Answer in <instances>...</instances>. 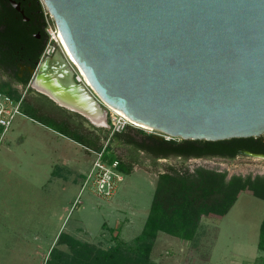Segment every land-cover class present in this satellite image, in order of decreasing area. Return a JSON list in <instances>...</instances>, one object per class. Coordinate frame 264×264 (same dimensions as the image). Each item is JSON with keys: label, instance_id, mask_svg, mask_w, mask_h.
<instances>
[{"label": "water", "instance_id": "water-1", "mask_svg": "<svg viewBox=\"0 0 264 264\" xmlns=\"http://www.w3.org/2000/svg\"><path fill=\"white\" fill-rule=\"evenodd\" d=\"M43 2L66 46L28 85L59 106L100 128L111 106L176 139L264 134V0Z\"/></svg>", "mask_w": 264, "mask_h": 264}, {"label": "rangeland", "instance_id": "rangeland-1", "mask_svg": "<svg viewBox=\"0 0 264 264\" xmlns=\"http://www.w3.org/2000/svg\"><path fill=\"white\" fill-rule=\"evenodd\" d=\"M48 18L55 25L51 15ZM0 78L4 79L1 72ZM27 97L36 102L34 92ZM44 111L70 121L73 127L100 128L77 112L73 115L76 119L70 118L55 105L48 104ZM114 114L108 109L110 128L103 127L111 133ZM61 129L52 119L24 112L6 132L0 126V264H45L63 231L103 247H109L116 234L135 243L147 219L159 172L171 165L181 170L204 167L225 171L228 178L234 174L264 175V158L259 156L155 158L132 145L115 142V154L133 160L134 168L124 174L113 194L103 197L92 182L85 183L95 153ZM104 142L107 144L108 138ZM263 219L264 199L244 190L227 213L203 216L192 240L160 232L159 242L166 238L165 246L158 242L153 259L164 264H264V251L258 247Z\"/></svg>", "mask_w": 264, "mask_h": 264}, {"label": "trees", "instance_id": "trees-1", "mask_svg": "<svg viewBox=\"0 0 264 264\" xmlns=\"http://www.w3.org/2000/svg\"><path fill=\"white\" fill-rule=\"evenodd\" d=\"M34 1L38 3L45 21L47 8L43 0ZM0 3V72L3 76L7 57L10 53L23 51L22 46L30 43L32 36L25 33L23 19L15 8L7 0H0ZM43 50L44 45L41 44L36 53L37 61L40 60ZM29 80L28 78L24 83L28 84ZM0 91L16 99L21 96L10 82L2 78ZM21 109L28 115L36 114L52 119L62 128L60 132L85 147L95 151L104 150V159L109 163L117 160V168L124 174L133 171L134 163L133 160L125 161L115 154L113 149L115 142L132 145L155 158H167L171 155L183 158L206 156L234 158L243 150L264 152V134L223 140L167 139L132 126L113 133L110 129L87 130L73 127L68 120H58L48 115L28 97L22 101ZM104 138H108L107 144ZM244 190H250L264 199V175L253 177L234 174L228 178L225 171L204 167H198L193 171L181 170L171 165L169 169L159 172L147 219L142 232L135 237V243L124 241L116 234L111 238L112 244L103 247L63 231L57 239V245L50 250L45 264H156L151 255L160 232L182 240H192L198 232L203 216L227 213ZM59 245H66L68 249L60 248ZM258 247L264 251V219L260 227Z\"/></svg>", "mask_w": 264, "mask_h": 264}, {"label": "flooded vegetation", "instance_id": "flooded-vegetation-1", "mask_svg": "<svg viewBox=\"0 0 264 264\" xmlns=\"http://www.w3.org/2000/svg\"><path fill=\"white\" fill-rule=\"evenodd\" d=\"M7 1L15 8L17 13L21 15L25 25V33L28 36L31 35L32 37L30 36V43L25 46H22L23 51L21 50L16 51L15 53H10L9 57H7V61L5 63L6 65L4 67L6 69L3 73V78L10 82V84L19 91L21 95L20 98L23 97V100L27 97V95H31L34 92V96L36 97V102H34V105L39 106L42 110H45L48 104L51 105V107H54L55 105V107L61 110L62 112L70 114V118L76 119L73 116L76 112L59 106L45 94H42L36 90H31L32 88H30L28 85L29 82L28 84L24 83L28 78L31 79L32 70L36 67L38 63V61L35 59L38 47L41 44L44 45V50L42 52L43 56V53L47 45L49 44V37L47 34V22L45 23L46 20L44 21V19L42 18L38 3L34 0ZM14 3L18 4L19 9L14 5ZM42 56L40 60L42 59ZM240 154H253L252 156H254L264 155V152L243 150Z\"/></svg>", "mask_w": 264, "mask_h": 264}, {"label": "built area", "instance_id": "built-area-1", "mask_svg": "<svg viewBox=\"0 0 264 264\" xmlns=\"http://www.w3.org/2000/svg\"><path fill=\"white\" fill-rule=\"evenodd\" d=\"M48 15H51L48 10H45L46 22H47V32L49 34V44L47 45L43 56L52 54L55 51L56 43L60 44L59 33L56 24L53 25L48 18ZM52 17V16H51ZM53 19V17L51 18ZM53 21V20H52ZM54 42L53 46L51 45ZM61 45V44H60ZM73 65V64H72ZM75 79L78 82L85 84L88 88L91 89L89 81L86 79L85 75L82 73L81 69L77 66H74ZM92 90V89H91ZM93 91V90H92ZM94 93V92H93ZM95 94V93H94ZM96 96V95H95ZM22 100L23 97L16 99L12 95L0 91V126L4 128V132H6L10 126L12 125L15 117L18 114H22ZM111 110V108L109 107ZM113 115V131H121L127 126L139 127L153 134L162 135L163 137L170 139L172 138L169 135L163 134L155 129L149 130L147 128L141 127L133 122H131L127 117L115 112ZM90 151H93L96 155L95 160L93 161V165L91 169L86 173V185L89 182H92L96 193L100 194L103 197H108L117 188L119 182L124 180V173L121 172L117 166L118 161H114L113 163H109L104 159V150L95 151L88 148ZM85 185V186H86ZM84 186V187H85Z\"/></svg>", "mask_w": 264, "mask_h": 264}, {"label": "bare ground", "instance_id": "bare-ground-1", "mask_svg": "<svg viewBox=\"0 0 264 264\" xmlns=\"http://www.w3.org/2000/svg\"><path fill=\"white\" fill-rule=\"evenodd\" d=\"M59 40H60V44H61V46L63 45L62 47H65L66 44H65V41H64L63 36H62L61 33H59ZM68 58H69L74 64L78 65V63L76 62V60L70 55L69 52H68ZM78 66H79V65H78ZM80 69H81V68H80ZM81 71H82V73L85 75V73L83 72L82 69H81ZM86 79H87V78H86ZM89 83H90V82H89ZM110 108H111V110H113V111H115V112H117V113L123 115L124 117H127L131 122H133V123H135V124H137V125H139V126H141V127L147 128V129H149V130H152V129H153V128H151V127L145 125V124H141V123H138V122L133 121V120L130 119L127 115H125L124 112H123L122 110H120V109H117V108H114V107H111V106H110Z\"/></svg>", "mask_w": 264, "mask_h": 264}, {"label": "crops", "instance_id": "crops-1", "mask_svg": "<svg viewBox=\"0 0 264 264\" xmlns=\"http://www.w3.org/2000/svg\"><path fill=\"white\" fill-rule=\"evenodd\" d=\"M159 235H160V233H159ZM159 235H158V237H157V239H156V241H155V244H154V248H153V251H152V255H151V257H152V260H153L156 264H164V263L157 262L155 259H153V254H154V252H155L154 250H156V248H157V244H158V242H159ZM105 237H106V236H105ZM165 239H166V238H164V237H163L162 239H160V242L162 243V244H161V243L159 242V243H160V247H164V246H165V245H164L165 242L163 243V241H164ZM111 244H112V243H111ZM111 244H110V245H111ZM110 245H109V246H110Z\"/></svg>", "mask_w": 264, "mask_h": 264}]
</instances>
